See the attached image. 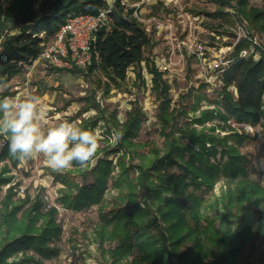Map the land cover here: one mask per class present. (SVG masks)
Returning a JSON list of instances; mask_svg holds the SVG:
<instances>
[{"label": "trees", "instance_id": "obj_1", "mask_svg": "<svg viewBox=\"0 0 264 264\" xmlns=\"http://www.w3.org/2000/svg\"><path fill=\"white\" fill-rule=\"evenodd\" d=\"M216 1L222 6L236 1L234 6L239 12L248 19L252 15V22L264 31V3L262 7L249 8L250 0ZM107 5V0H13L6 12L0 13V84L11 80L25 63H33L43 43L55 35L69 15L98 13ZM222 6L208 14L228 17ZM127 8L122 0H116L109 24L99 29L93 44L89 73L100 67L118 83L126 79L131 66L145 62L152 75L153 89L161 100L158 119L164 151H140L137 137L144 114L136 107L125 122L115 119L121 135L119 148L107 150L105 158L85 168L80 173L82 182L70 172L55 173L56 180L64 183L57 200L74 210L101 202L114 171V163L108 156L123 149L125 153L119 157L122 170L113 181L120 188V205L109 212L102 211L96 229L102 244L106 240L117 241L112 249L113 263L133 255V264H179L177 258L189 264H209L205 259L212 254L215 257L212 264H238L255 227L264 228V217L257 218L255 213L256 207L264 206V185L250 177L251 159L240 148L251 134L233 130L228 121L258 124L264 118V56L260 59L241 56V50L249 46V41L242 40L230 53L233 60L222 72L223 84L217 89L216 98L208 96L206 90L210 83L202 80L175 102L169 78L164 77L165 72L156 60L146 55V49L152 50L159 40L134 14L135 8ZM8 94L13 93L8 90L2 93ZM204 100L209 103L205 105ZM190 112L194 113L191 119L182 120ZM209 122L213 123L207 127ZM97 124L98 119L91 117L80 128L91 130ZM228 128L230 131L225 135L216 132ZM8 157L15 164L19 161L9 154L8 141L3 144L0 140V160ZM8 170L5 167L0 172V193L12 178L4 175ZM135 170L139 174L131 175ZM90 175L93 180L89 181ZM221 178L227 179L230 185L216 201L222 208L221 226L213 227L214 221L203 225L205 194ZM12 188L2 199L0 195L2 212H5L3 225L7 228V238L0 240V264H44L45 260L58 257L61 248L57 241L63 234L59 209L46 208L42 196L15 203ZM234 221L239 225L237 231ZM3 232L1 227L0 236ZM216 235H220V241ZM19 252L23 253L22 257L8 260Z\"/></svg>", "mask_w": 264, "mask_h": 264}, {"label": "rangeland", "instance_id": "obj_2", "mask_svg": "<svg viewBox=\"0 0 264 264\" xmlns=\"http://www.w3.org/2000/svg\"><path fill=\"white\" fill-rule=\"evenodd\" d=\"M140 1L145 6L146 16L154 14L158 17H165L168 15L167 21L173 26L175 33L172 38L167 35L168 39H164L160 33L154 34L159 42L152 50L147 48L146 55L152 59L156 55L160 56L159 63L165 67L168 64L166 61L169 56V49H171L170 45H172V49L179 50L183 47V50L187 51L183 59L176 55L174 57L176 63L170 64L172 68L170 71L173 75L168 80L172 84L171 96L175 102L191 86L199 85L200 76L211 80V87L207 88L206 91L208 96L216 98L218 96L217 89L221 84L217 78L218 74H215L211 69L220 63L225 53L227 55L231 53V50L228 49L232 45L247 40L249 46L245 48L249 49L248 56L252 55L256 59L264 56V31L252 22V15L248 19L239 12L238 8L234 6L236 1H232V4L226 3L223 6L221 2L216 0ZM12 2L13 0H0V13L4 14ZM263 3L264 0H250L249 8L262 7ZM221 6L228 13V17L208 14V12H216ZM127 7L130 8V6ZM189 12L200 15L204 21L201 20L200 22L193 15L189 16ZM228 19H232L233 22ZM196 22L199 25L197 27H195ZM242 23H246L249 34L239 38L238 26ZM182 39H185L188 44H182L180 42ZM202 40L206 45L208 56L200 61L196 57L197 55L193 53L196 49V43ZM52 41L53 37L46 41L45 46H49ZM89 71V68L79 71L62 69L55 65H47L43 59H39L33 63H25L23 69L6 82L4 84L6 87L0 90V98L10 96L23 99L29 95L39 97L41 105L47 110V126L68 120L81 127L91 117L98 119V124L91 130L99 129L100 131L99 147L91 162L85 167L73 164L70 168L54 171L46 164L42 155L34 156L24 162L18 161L17 164L10 157L0 160V172L8 167L9 170L4 175L12 176L11 180L2 186L1 199L9 193L8 189L13 187V201L15 203L24 198L34 200L38 196H42L46 201V208L56 206L59 209L58 220L63 226V234L57 244L61 248V254L56 258L45 260L44 264H133V255L123 258L119 263H113L112 249L117 245V241L106 240L102 244L96 234L97 225L102 219L101 212H109L116 205H120L118 200L120 188L114 186L113 181L120 176L122 167L119 164V157L125 151L121 149L109 154V159L114 163V171L105 196L101 202L83 210L69 209L58 202L60 189L64 187V183L56 180L55 173L70 172L78 181L82 182L83 174L80 173L85 168H91L98 163L100 158H105L107 150L119 148L121 135L116 128L117 121L115 122V119L120 123L125 122L129 117V112L136 107L141 109L144 114L142 129L137 137V141L141 143L140 151L144 153L153 149L164 151V137L160 134L161 124L158 119L161 100L157 91L153 89L152 75L148 72L145 62L142 65L131 66L126 79L118 83L100 67L91 73ZM164 77L167 79L168 76L164 75ZM5 90L13 94L2 95ZM204 103L207 105L209 102L204 100ZM193 114L190 112L188 116H183L182 120H190ZM215 121L218 122V119ZM212 123H207V127H210ZM228 123L235 131L251 134V138L245 141L240 148L251 159L248 167L250 177L264 185V118L258 124H252L254 126L253 131L245 130L241 123L233 120L228 121ZM195 125L199 128L202 127L197 123ZM229 129L226 131L217 129L216 132L225 135L229 133ZM0 140L4 144L7 143L8 138L1 135ZM220 158L219 153L218 159ZM127 160L130 161L129 154ZM133 161L137 163L139 159ZM135 174L138 175L139 171L135 170L131 175L134 176ZM88 179L89 181L93 180V176L90 175ZM232 185L234 186L235 183L233 182ZM229 186L228 180L221 178L215 184L214 189L205 194L203 225L214 221L213 227L219 228L221 226L219 215L222 208L216 204V201L229 189ZM139 201L143 202L142 195L139 197ZM2 206L0 202V228L3 227L4 229L0 240L3 242L7 238V228L3 225L5 212H2ZM255 213L257 218H263L264 206L256 207ZM238 226V223L235 222L236 231ZM261 230L260 228L257 230L255 227V232L242 250L238 264H264V228ZM216 236L220 241V235ZM215 247L213 248L215 249ZM22 256L23 253L19 252L8 260L11 261ZM214 259L215 257L209 254L205 261L212 264ZM177 261L179 264H189L184 259L177 258Z\"/></svg>", "mask_w": 264, "mask_h": 264}, {"label": "clouds", "instance_id": "obj_3", "mask_svg": "<svg viewBox=\"0 0 264 264\" xmlns=\"http://www.w3.org/2000/svg\"><path fill=\"white\" fill-rule=\"evenodd\" d=\"M4 87L0 84V90ZM46 117L37 96L0 98V135L8 138L9 154L21 162L42 155L54 171L74 162L87 166L99 147V129L84 130L68 120L47 126Z\"/></svg>", "mask_w": 264, "mask_h": 264}, {"label": "built area", "instance_id": "obj_4", "mask_svg": "<svg viewBox=\"0 0 264 264\" xmlns=\"http://www.w3.org/2000/svg\"><path fill=\"white\" fill-rule=\"evenodd\" d=\"M122 1L126 6L135 8L134 14L140 21L144 22L148 31L154 32L155 35L160 33V35H162L164 39H168L167 35H170V38L174 37L175 33L173 30V26L169 23V21H167L168 15L165 17H158L152 13L153 15L146 16V11H144L145 6L142 5L140 0ZM107 2L108 5L101 8L98 13H74L69 15L67 21L58 29V31L53 36L52 43L49 46H45V43H43L44 47L38 54L37 58L34 59V61L43 59L47 65H55L62 69H87L92 62V49L93 44L97 41L98 31L102 26L109 24V15L115 7L116 0H107ZM188 15H193V17L200 22L201 20L204 21V19H201L202 17L200 15H195L192 12H189ZM197 23L198 22L195 23V27L199 26ZM246 28V23H242L238 26L239 38L248 36L249 31L247 32ZM180 42L182 44H188L185 39L180 40ZM234 47L235 45H232L228 50H231L232 52ZM170 48L171 49H169L168 52L169 56L167 57L166 61L169 65L166 64L167 66L162 67L159 63L160 56L156 55V57H153L160 69L165 72V75L168 76V78H171V75H173L170 71L172 70L170 64L176 63L174 61V57L176 55H179L180 59H183L184 56H186L187 52L183 50V47L177 50L176 48L172 49V45H170ZM248 53L249 49L244 48L241 50L240 55L248 56ZM193 54H196V57L200 61H203V59L208 56L206 45L203 40L196 43V49ZM232 60L233 59L230 56V53L229 55L225 53L220 63H218L217 65H215V67H212L213 69H211L215 72V74H218L217 78L220 81L221 85L223 84V81L221 80L222 72ZM200 78L201 81L205 80L206 82L210 83L211 87L212 83L210 79H208L207 77L205 78L204 76H200ZM241 125L245 128V130H254V126L250 123L241 122Z\"/></svg>", "mask_w": 264, "mask_h": 264}]
</instances>
